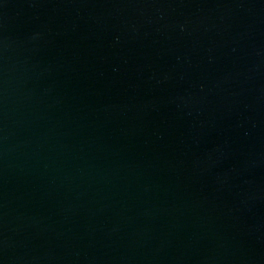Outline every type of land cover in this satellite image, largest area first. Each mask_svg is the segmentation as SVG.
Listing matches in <instances>:
<instances>
[{"label": "water", "instance_id": "1", "mask_svg": "<svg viewBox=\"0 0 264 264\" xmlns=\"http://www.w3.org/2000/svg\"><path fill=\"white\" fill-rule=\"evenodd\" d=\"M0 264H264V0H0Z\"/></svg>", "mask_w": 264, "mask_h": 264}]
</instances>
